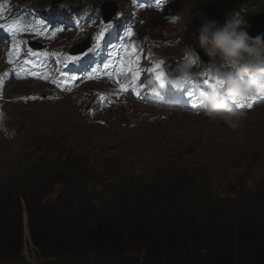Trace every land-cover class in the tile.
<instances>
[{"label":"rangeland","instance_id":"1","mask_svg":"<svg viewBox=\"0 0 264 264\" xmlns=\"http://www.w3.org/2000/svg\"><path fill=\"white\" fill-rule=\"evenodd\" d=\"M100 1L102 0H93L94 3ZM113 1L126 6V0ZM215 1L207 0L205 4H201L200 0H176L172 6L173 15L183 14L192 17L206 12L209 17L215 18L217 17L214 13ZM198 23L197 17L190 27L194 28ZM139 25L142 32H149L152 39L158 41L167 39V43L162 47L156 46L157 52L179 62L180 49L169 48L170 41L174 38L171 33L175 30L169 22L162 20L161 17L157 19L144 17ZM140 57L145 60L142 54ZM12 84L6 88V98L9 100L5 102L6 114L3 118L9 134L5 136L0 132V144L2 141L6 143L0 147V154L6 152L5 156L0 155V194L5 197L0 207V224L5 225L7 230H18L24 236L26 244L23 253L30 257L32 262L29 263L21 255L24 264L39 263L32 259L38 256L39 251L29 243V225L32 217H39L42 224L52 226V221L48 220V217L51 215L55 217L59 212L57 210L53 212L52 207L48 208L45 197L49 196L53 200L52 196L58 193V189L49 186L54 182L59 184V180L56 171L51 173L46 165L39 161L38 173L35 176L41 174L47 183L36 180L34 188H29L33 194L31 197L28 196L30 204L25 205L24 194L28 192V187L25 191L21 190L19 165L24 161H35L39 157L45 159L48 162L46 164L60 163L55 159L60 149L64 153V158L77 166L76 170L81 169V174L87 173L88 189L77 195V203L82 205L80 212L86 219H89V216L99 219L106 215L105 210L111 207L113 201L110 205L105 204L103 195L116 199L117 209L123 207L130 209L137 206L141 197H157L163 182L178 185L177 193L174 195L175 199L182 200L178 210L187 205L195 208L193 200L206 192L208 194L204 197L205 200L215 198L218 201L216 198L218 197L221 200L218 202L224 207L234 204L231 201L239 194L246 202L251 203L252 207L249 208L251 207L253 211L252 220L262 218L264 150H259L264 149V139L258 131L264 128L254 123L264 120L262 115L264 107H261V114L248 112V118L235 130L223 123L211 121L202 114L146 107L147 104L141 106L150 112L148 117L136 115L135 111L125 112L126 108L122 107L120 110L109 109L101 113V117L92 118L90 114L75 110L73 99L78 96L65 95L52 102L41 98L34 101L16 100V97L21 95L20 89L23 87ZM101 85L96 83L86 85L79 93V97L86 96L90 89ZM134 116L135 119L132 120ZM122 119L136 122L138 125L133 127V130L144 136L129 140L127 135L130 130L119 133L116 122ZM25 123L28 126L27 131L20 129ZM253 137L257 140L252 145ZM59 141L60 149L44 151V147H48L50 142ZM31 169L29 163V185L33 180ZM23 171L26 173L24 168ZM68 179L67 177L66 180ZM61 183H65L64 177ZM144 191L146 193H143ZM99 194H103L101 198ZM60 199L69 203L72 200L71 193L65 191ZM174 201L166 199L161 203L169 205L171 211L175 209L172 205ZM103 202L104 208H101ZM24 210L27 212L32 210L33 213L22 214ZM80 250L77 256L67 257L73 259L76 257L74 260L78 261L80 256L89 257L94 253L93 250L87 251L84 247ZM1 251L5 250L0 248ZM47 259L59 258L50 254L47 255ZM64 259L61 258L59 261ZM13 260L16 261L18 258Z\"/></svg>","mask_w":264,"mask_h":264},{"label":"trees","instance_id":"2","mask_svg":"<svg viewBox=\"0 0 264 264\" xmlns=\"http://www.w3.org/2000/svg\"><path fill=\"white\" fill-rule=\"evenodd\" d=\"M231 10L230 0L215 1L214 13L218 18L223 20L222 16H226ZM22 129L28 130L26 123ZM261 133L264 135V131ZM128 138L130 139L129 136ZM256 140L252 139V145ZM60 146V141L48 144L53 150L60 149ZM60 150L55 158L60 163L45 165L51 173L56 171L59 184H64L69 190L72 200L68 203L59 197L51 204L47 203L53 212H59L55 217H48L52 221L51 227L42 224L39 217H32L29 237L42 257L50 254L77 256L80 248L84 247L87 251H94L91 254L93 257L101 258L83 256V259L80 256L77 264H264V214L261 219L252 220L251 203L246 202L239 194L231 201L234 204L230 202L229 207H224L218 202L221 201L218 197V201L215 198L205 200L204 197L208 194L206 192L193 200L195 208L187 205L178 210L182 202L180 198L174 197L178 185L163 182L157 197H141L137 206L130 209H117L116 199L99 194L100 198L103 195L105 204L110 205L113 201L111 207L99 219L90 216L86 219L80 212L82 205H78L77 195L85 192L87 173L81 174V169L76 170L77 166L69 163V159H65L62 149ZM262 150L264 149L259 151ZM37 173L38 166L32 167L31 185L27 177L20 186L24 191L28 187V192L24 194L25 205L30 204L28 196L33 194L29 188H34L35 181L47 183L41 174L35 176ZM63 177L65 183H61ZM67 177L69 181L66 180ZM69 183H73V186ZM4 199L3 195L0 196V207ZM79 199L83 200L81 197ZM166 199L175 200L172 203L175 209L170 211L169 205L161 203ZM101 208H104V202ZM32 213V210H24L22 214ZM23 244L21 232L16 229L7 230L5 225L0 224V248L5 250L7 257H17ZM64 263L74 264L73 261ZM44 264L60 263L51 261Z\"/></svg>","mask_w":264,"mask_h":264},{"label":"clouds","instance_id":"3","mask_svg":"<svg viewBox=\"0 0 264 264\" xmlns=\"http://www.w3.org/2000/svg\"><path fill=\"white\" fill-rule=\"evenodd\" d=\"M197 17L198 25L191 28ZM168 20L175 29L170 44L180 49L179 62L170 67L163 86L152 81L148 87L165 98L170 92L191 89L204 117L238 129L248 118V111L237 103L264 100V35H251L244 19L235 12L223 20L206 12L192 17L177 14ZM0 132L9 134L3 119Z\"/></svg>","mask_w":264,"mask_h":264},{"label":"snow or ice","instance_id":"4","mask_svg":"<svg viewBox=\"0 0 264 264\" xmlns=\"http://www.w3.org/2000/svg\"><path fill=\"white\" fill-rule=\"evenodd\" d=\"M161 2L163 3H167V0H161ZM14 26L15 25V22H13ZM18 27V26H17ZM11 30V29H10ZM102 33H101V36H97V44L93 46V48H90L89 51H93L94 48H97L99 47V41L102 37ZM127 37H131L133 35L132 33V29L129 28L125 34ZM121 49L123 50L124 52V56L123 58H120V65H119V72H120V75H125L126 73H129L131 72L134 79L138 80L139 79V70H138V63H139V60H140V56L137 54V51H136V46L135 44L133 45H130L128 47H125L124 44L122 43L121 44ZM118 53H119V50H117ZM86 55V54H85ZM73 59H79V57H73ZM11 62V61H10ZM163 64V61L157 63L154 68L155 69H160L161 68V65ZM110 65H105V68L109 67ZM149 71H153V69H149ZM164 76H165V73L163 71H159L156 75V79L158 81H160L161 83H164ZM91 78V77H90ZM126 86L125 85H121V88L124 89ZM137 95H139V93H137ZM255 99H250L249 101L247 102H235L234 103H237V106L240 107V108H244V107H248V108H251L253 106V101ZM195 106V105H194Z\"/></svg>","mask_w":264,"mask_h":264},{"label":"bare ground","instance_id":"5","mask_svg":"<svg viewBox=\"0 0 264 264\" xmlns=\"http://www.w3.org/2000/svg\"><path fill=\"white\" fill-rule=\"evenodd\" d=\"M175 1H176V0H175ZM139 56H140V54H139ZM142 56L145 57V56H147V55H143V54H142ZM140 59H142V58L140 57ZM142 60H143V59H142ZM0 155H1V156H5V152L3 151ZM255 182H256V181H254V183H255Z\"/></svg>","mask_w":264,"mask_h":264}]
</instances>
